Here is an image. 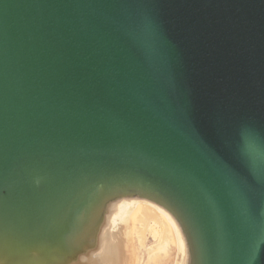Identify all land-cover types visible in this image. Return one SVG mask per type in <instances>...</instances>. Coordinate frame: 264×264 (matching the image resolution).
<instances>
[{
  "label": "water",
  "instance_id": "1",
  "mask_svg": "<svg viewBox=\"0 0 264 264\" xmlns=\"http://www.w3.org/2000/svg\"><path fill=\"white\" fill-rule=\"evenodd\" d=\"M36 166L155 179L206 264H264V0H0V187Z\"/></svg>",
  "mask_w": 264,
  "mask_h": 264
},
{
  "label": "bare ground",
  "instance_id": "2",
  "mask_svg": "<svg viewBox=\"0 0 264 264\" xmlns=\"http://www.w3.org/2000/svg\"><path fill=\"white\" fill-rule=\"evenodd\" d=\"M43 168L0 187V264H206L193 218L159 181Z\"/></svg>",
  "mask_w": 264,
  "mask_h": 264
}]
</instances>
